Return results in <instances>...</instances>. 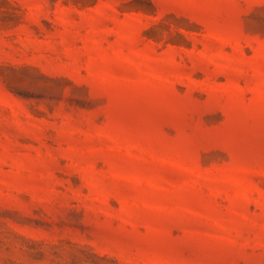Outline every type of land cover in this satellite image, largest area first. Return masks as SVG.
<instances>
[{
  "label": "rangeland",
  "instance_id": "obj_1",
  "mask_svg": "<svg viewBox=\"0 0 264 264\" xmlns=\"http://www.w3.org/2000/svg\"><path fill=\"white\" fill-rule=\"evenodd\" d=\"M0 264H264V0H0Z\"/></svg>",
  "mask_w": 264,
  "mask_h": 264
}]
</instances>
